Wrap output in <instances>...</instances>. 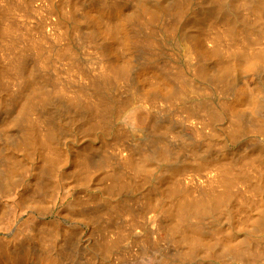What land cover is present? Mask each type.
I'll list each match as a JSON object with an SVG mask.
<instances>
[{
    "label": "rangeland",
    "instance_id": "1",
    "mask_svg": "<svg viewBox=\"0 0 264 264\" xmlns=\"http://www.w3.org/2000/svg\"><path fill=\"white\" fill-rule=\"evenodd\" d=\"M18 1L19 2H16V0H12L11 2L8 0L9 2L8 3L7 0H0V32L4 31L0 34L1 35L0 73L3 74L6 71V69L11 73H13L12 72L13 69L12 70L8 69L10 66L7 64L6 57L7 54L10 53L11 51H9V47H7L6 45H9L11 41L15 40L16 39L15 37L18 38V36H20L18 39V41L20 42L18 43V41H16L19 44V45L17 44L19 49L21 47L24 48L23 46H25V44H22L21 42L22 39L21 35L23 37L29 36L30 33L33 34V37L36 36L37 39L43 41L45 43V46L47 45L52 46L54 43L52 41L50 43L51 39L49 37H51L50 34L56 32L54 33V35L55 34L64 35V37L62 35L63 39H61V41L59 42L61 48L63 47L66 48L70 46L74 47L75 45V48L78 49L80 48L77 42L79 37L81 38L84 35H87L89 33L92 34L94 32L96 34L101 33L103 36L99 34L100 37L98 35L97 37L98 39L100 38L102 39L104 38V35L107 36L112 33L111 28L114 27V23L116 22L113 20L112 22L110 21L111 22L110 24L109 21L104 20L105 17H103L102 14H101L102 16L99 14L100 11L105 12V9L111 6L113 2H115L116 0H18ZM123 1L125 0H122L121 2ZM187 1L188 0H184L183 4L188 3L190 5L188 4L182 5L181 0L180 3L178 2L179 3L178 7L183 6L184 8L182 7L180 9L179 7L178 8L179 13L175 12L176 14L174 13V16L172 15L173 14L172 12L177 11L176 10L177 2L175 0H138V2L141 3L143 2V3L141 4L137 2V4H139L138 7L142 6L141 8H143V10L146 9L145 12L150 10V9L147 10V8H151L150 12L153 9L155 12L154 11L152 12H154V14L157 13L159 15L162 14L166 15V13L168 14L170 9H172L171 8L172 6L176 8V9L174 8V11L173 9L171 10L172 14H170V12L169 14L172 15L171 19L173 18L174 20L173 22L176 25H178L175 27L178 30L177 32L179 34L178 35L179 42L184 40H192V41L199 40L198 43L195 41L198 44L197 46L202 47L201 50L203 51L205 50L204 52L210 54L208 55L210 59H208V61L205 60L208 63L206 62L207 64L205 63L206 64L205 66H203L204 64H202L204 68H202L201 74L202 75L204 74L205 76H202L201 77L202 79H198V77H196L197 79H194L197 80L195 81L194 85L197 84L195 86H197L199 89H202V91L205 92L204 98L207 97V100L205 98V102L203 98V103H205L206 105V103L209 101V103L206 106H208L212 110L215 109V107H219L220 105L219 104L220 102H218L220 100L219 95L216 96V94L215 93L213 94L212 92H214V90L216 89L217 85L219 84V81H222L224 85L230 82L229 84L232 85V87L230 85L231 90L235 88L233 89V91L241 90V89L242 92L245 91L243 95L244 99L242 97L241 100H238L241 101V103L238 101H237L238 103L234 102L235 103L234 106H235L236 114L237 112L239 114L241 113L243 114L244 119H246L245 121L241 116V114L240 116L239 114H237L241 120L240 123L246 122L247 123V124L245 123L246 128L248 126V128L250 129L247 128L246 131H243V133L239 134L240 137L236 136V134L233 136L232 133L235 132L233 130L231 132L233 126H231L232 127L231 128L230 125H232V123L231 124L228 123L229 121L226 122L227 120H229V118L224 119V117L222 116L210 117L209 114L207 116L204 113L203 115L201 114L202 116L200 114H199L200 116L197 114H193L194 116H196V119L199 118L198 123L200 120H202L201 118L204 119V122H202V126L203 123L205 126L207 125V127L205 128H203L204 126L202 127L203 131L207 129L206 131H204L205 132L204 134V132L200 131L199 128L201 127L200 125L201 123L197 126L198 127L197 128L196 127V125L198 124L197 121L194 122L192 121L194 117L193 115L191 116L192 118L190 117L192 120H190L189 117L187 118L188 116L187 114H189L190 112L187 107L184 108L185 106L182 105H178L180 107L174 105L173 107H170V109H167L166 107L164 109H161V107L165 106L163 104L160 107L158 106L161 110L159 108H156L159 109L161 115H159L160 114L159 112L155 113L154 115L157 114L158 116H162L161 118L159 117L160 119H164L165 117L163 116H165L166 113L169 111V113H167L165 118V120L167 121L164 120L165 123H163V120L158 119V116H153V114L151 113L150 115L151 118L149 116L147 120L146 130H148V128L152 129L153 125L155 127L152 130L150 129L151 131L145 130V132L142 133V137L146 135V132L147 133L149 132V134L151 133L150 135L153 134L154 137L152 138L153 140L151 139L152 136L147 138L148 137L147 135L149 134L145 136L147 140L150 139L148 143H146L147 140H144L146 139L145 137L144 139H142L141 137L140 140L137 138H135L137 140H133L134 138L131 139L132 137L130 138L128 137L129 138L128 140H126L127 137L124 138V140L127 141L124 150L130 152L128 154V152L126 153L123 150L125 152V153L123 152V154L127 156L131 155L133 159L131 157L130 159H132V161L134 160L133 161L134 165L132 164L133 165L132 167H135V165L139 167L143 163L142 165L144 166L142 165L141 166L143 168H145L146 166L145 171H147L148 173V175L145 174L147 177L145 175H144L145 177L144 176L139 177L135 175L125 163L123 166V164L118 161L114 149L115 146L117 145V141L119 140L118 131L124 130L123 129L124 126H122L123 115H121L119 108L121 106V103L130 100L131 98L130 95H132L130 92L132 88H135L138 91L139 90L142 91V89H144V86L145 89L146 87L149 89L151 86L153 87L155 86V84L153 83H157L161 86L162 83L156 82L157 80L155 81V79L151 75L144 78V75L141 76V74H138L139 77L141 76L142 78L136 77L138 76L137 75L138 72H135V70L137 71L138 63H136L137 67L135 68L134 61L137 62L136 59L138 58V54L136 52L134 54V52L132 51L133 48L131 47H129V49L131 48V51L120 48L122 47L121 46L122 40L120 39L119 35L116 36L117 39L116 43L117 45L120 42L121 43L120 45L118 46L116 45L114 47L115 48L114 51L116 52V54H118L117 56L118 58L121 56L119 59L121 60L123 66L124 64H126L127 66L126 70L133 67L132 69L129 70L130 72L128 71L130 74L129 78L132 86L127 81V85H124L126 83L125 82L123 84L124 87L122 86L123 88H121L119 93L113 94L115 95L113 96L115 97L114 100L122 99V102H120V104L117 105L119 108L116 106L115 109L116 112L114 111V113L111 114L112 115L111 118H113L112 119L113 124H114V118L115 119L117 118L116 119L117 121L115 120V123L117 124H114V126L112 125L113 129L110 127L108 128L104 126L103 127L99 126L97 130L95 129V131L92 133L87 130L86 127L87 113H85L87 112V110L78 109L76 108V106L74 109L73 100L71 96H65V95L62 96L61 94H58L55 87L56 85L53 86V83L55 84L54 82L55 79L53 77L55 75L54 73L56 71L58 72V69H55L54 67L55 59L51 60V67L53 64L54 65L52 68L51 67L49 68L51 70V73H49V75L50 74H54V75H50V76L46 75L48 78L50 77L49 79H47V77H44L47 81L45 79L43 81L40 80L38 81V79L36 80L38 85L41 82L40 83L41 86L39 85L40 87L44 88L46 92L48 91V93L52 95L50 98L47 97L45 100V102L46 101L49 102L48 103L49 105L47 106L44 105L43 109L41 108L43 111L46 112H43L42 110L39 109V111L35 113L36 117L38 116L40 117V115H42L43 113L44 114L47 113V115L45 114L41 116V118L44 117L43 119L45 120L47 119L48 122L46 128L47 129L49 128L48 130H50L51 128L50 131H48L45 128L47 130L46 133L45 132L41 133L40 130L38 131L33 125L27 123L26 121L27 117H25V114L27 113L25 109L27 105L26 104L27 100L25 98H19V97H17L19 98L17 99L16 96L12 94V89L11 92H9L10 91L9 85H7L8 87L6 86L7 90L6 89L2 90L0 88V247L3 246L2 248L10 249V250L14 249L16 253L18 252L16 255L17 258L22 259L23 261V263L21 262L20 264H29L32 259L33 261H36L37 259V262H35L36 264L37 263L40 264L41 262L45 263L44 261H47L45 259L48 258H49L48 261H50V263L53 260L55 264H134V263L144 264L145 262L141 253L140 240H143L146 243L149 242V244L152 243V240H149L150 236H148L151 229L150 227L146 226L145 222H144L145 225L143 224L144 225L143 226L141 222H143L144 220L142 221V219H140L141 222L138 223L139 225L137 224L135 226L136 227L135 231L140 236L138 238L137 237L134 238L133 234L129 235L127 227H124L123 229L120 228L121 221L122 224L125 223L123 219L130 221L131 220L130 213L133 211L132 215H135L133 213H137L138 210L140 212L142 208L145 209V215L148 218L152 217L153 215H156L160 211H166V213H171L172 217H169V219L166 220L167 222L165 221L166 223L164 222L165 230L169 233V235H171V237L173 236L176 238H180L179 236L180 233L179 235H177V234H172V232L170 231L172 227L177 228L179 222L178 221L179 211L182 210V207H187L189 204L195 206L199 201L202 200L203 202L205 201L204 203H206L205 204L206 206L204 205V210H205V207L207 208L209 206L207 203L209 202H211L212 204L218 203L219 198L217 196L220 195L222 196L223 201L220 204L221 208H219L220 211H218L217 214L210 215V214H206L204 211L203 213H201L202 215H197V216L193 215L192 216L193 218H191L190 221H188V226H189L188 230H190V232H196L198 234H201L203 239V244H200V246L197 247V251L194 252V256L192 258H190L186 262L183 261L184 263L183 262L181 263L183 264H264V252H261L262 250L264 251V243H263L264 239H262L264 238L263 237L264 236V170H263L264 165L262 164L264 163V142H263L264 130L261 129L264 128L263 127L264 126L263 125L264 124V111H263L264 110V72H263L264 71L263 70L264 69V18L260 16L261 14L263 16L264 13L263 11L264 0H255V1L254 0L253 1L223 0L224 2L222 0H217V1L189 0L190 3ZM258 1L261 3V4L259 3L261 6L259 4L257 5H259L262 9L255 4V2L258 3ZM249 2L251 3L250 6H249ZM252 2L254 3L252 4ZM100 3L105 5H102ZM219 3H221V6L220 9H217L220 5ZM13 5H15V7ZM186 6H188L189 9ZM216 6L217 8H215ZM255 6L258 9V12L260 13L261 11L263 12L261 14L255 12L257 11L256 8L255 10H253ZM248 7H250V9ZM98 9L99 11H97ZM185 9L186 11H184ZM129 10L132 9L128 7L124 8L125 12L123 11V17L121 18H128L130 17V15L133 14H134L133 16L135 15L137 16V14L141 13V12L137 13L138 12L137 9H133L135 10L132 11L133 13L131 11L129 12ZM189 10H191V12ZM7 12L9 13L7 14ZM251 12H255V14L257 13L259 15V18L261 19H257L256 17H254L255 14L253 13L254 15L253 16ZM186 14L189 15L188 17L184 18V16H187ZM253 17L256 19H254ZM96 18H98L99 21L96 20ZM234 18L237 19L235 20ZM92 21H94V23H97V21L98 22L101 21L102 24L100 25L102 29L100 27L98 33L97 31H95L96 30L95 25H93L94 23ZM53 22L55 23L53 24ZM176 22L177 23L180 22L179 23L180 26ZM9 24L11 26H9ZM17 24H19V26ZM103 24H105V27ZM116 24L117 23H115V25ZM3 25L4 26L7 25L6 27H3L4 30L2 28ZM129 25L130 27L128 26V28H130V30L132 28H135L132 23H130ZM11 27H14V29L13 28L11 29ZM15 27L17 28V30ZM23 27L26 30L23 29ZM53 27H55V29ZM228 28H231L232 32H234L233 33V35H235L234 37H232L233 36L232 32L230 29L228 30ZM205 29L207 30V32ZM5 30L8 31L6 32ZM11 30H13L14 32L16 31L15 32L16 35H14L13 31ZM227 30L230 32L229 34L228 32H224ZM9 31H11V33L14 36L11 33H9ZM18 31L19 32L21 31L20 33L26 31L27 33L25 32V34L24 33L20 34L17 33ZM29 31L30 33H28ZM37 31L40 32L38 33ZM65 32L67 34H65ZM179 32L182 34H180ZM183 32H185L186 35L183 34ZM5 33L8 35L11 34V36L7 35V37H4L6 36ZM48 33H49L48 35L49 39L47 38L46 35ZM224 33L230 35L227 37L228 40L230 38L232 39L235 38V40L231 41L232 39H230L229 42L226 40L227 43L225 41L224 46L223 43L222 45H220L221 43L217 44V42L219 43L218 41L219 35ZM227 34L224 35L226 36ZM43 35H46L45 38L48 39L47 40L48 42L46 41V39H44ZM77 35H79V37ZM182 35H185L186 38L188 37V39H185V37ZM189 35L191 36V39ZM195 35L197 36L195 37ZM2 37L4 38V40L1 39ZM118 37L120 41L118 40ZM5 38L7 40H5ZM42 38L44 40H42ZM51 38L53 39V37ZM242 41L243 43L245 42L247 45L245 46L244 50H240L241 49L240 47L238 49V45L242 44ZM167 47L168 50H166V53L168 54V56L170 55V57H172L173 56L172 53L175 52L172 51L173 49L169 50L171 46L170 48L169 46ZM231 47L232 49H230ZM47 50H53V49H47ZM124 50L127 51L125 52ZM45 52L48 53L46 50ZM247 52L249 53V55H247L248 54ZM166 53L164 54V56L166 55ZM252 53L255 54V55L253 54V56L259 55L258 58H256V60L258 59L259 61H261L259 64H258L259 61L256 62V65L259 66L258 68L256 65H255L256 67L255 66L249 67L250 62L248 61V58H246V56H252ZM177 54L180 55L179 53H175L174 55L175 57H172L171 59L172 61L174 58H176L173 60V62L169 61L170 59L168 60L167 57H165L163 62L168 63L170 67H172L173 65L172 68V70L174 69L173 72L177 73V71H180L181 73L182 71L183 72L182 74L183 75L185 74L184 76L185 78H187L185 80L187 82L190 81L189 83H193L194 82L193 78H195L193 77L194 74L192 72L191 75L190 73H187L189 72L188 71L189 67L187 66L188 64L186 63V60H184L183 57H177ZM238 54L239 56L240 55L243 56L242 57L240 56V58H238L237 60L236 58L238 57ZM244 56L245 59L243 58ZM125 57L127 59H125ZM128 58H130L131 60H129ZM30 59L28 60L29 61L28 70L31 71L32 69H30L31 67L30 63L32 62V60L30 61ZM132 59L134 63L132 62ZM175 60L176 62H174ZM246 61H248L249 63ZM130 62H132L131 63L132 65L131 64L129 65ZM176 65L180 67L177 68ZM184 65L186 68L184 67ZM174 66L177 69L174 68ZM205 67L207 69H205ZM181 68L182 70H180ZM205 70L207 71V73H205L206 72ZM251 71L254 72L252 73ZM60 73L63 75V78H67V76L64 77L65 74L62 73V71ZM236 73H238V75ZM242 73L245 75H243ZM233 74L234 76H232ZM13 75L14 73L11 74V76L8 75V77L12 79L11 77ZM186 75H188V77ZM241 77H243L245 81L243 80V78L241 79ZM9 78H8V83L13 81V80L9 81L10 80ZM51 78L54 81L51 80ZM50 80L53 82H51ZM75 83L76 85L79 86L78 82ZM204 89L210 92V94H212L216 98V100L213 96H210L209 93H206V90L204 91ZM211 89L213 90L212 92L210 91ZM53 90L57 94H55ZM150 90L151 88L149 89V93L152 91ZM45 91L43 92L47 96V93ZM119 94L122 96V98L119 96ZM245 94L248 96L245 97ZM249 95L252 97L250 98ZM208 98H210V100H208ZM24 99L26 101L25 105L24 103H22ZM245 99L246 101H244ZM45 102L44 104H47V102L46 103ZM255 102L256 104H252ZM69 108L71 110H69ZM173 108L176 109L174 110ZM165 109H167L168 111H166ZM185 109L188 111V113H186L187 111H185ZM156 111H153V113ZM162 112L165 114L163 115ZM168 114L171 115L170 118L172 117L174 118L171 120ZM183 115H185L184 118ZM178 116L181 117L182 119L179 118ZM51 117H53V119ZM48 118L50 119L48 120ZM155 118H157L159 121L156 120ZM222 118L223 120L221 121L220 119ZM241 118L243 119L244 122L242 121ZM179 119L181 121L177 123ZM50 120H52V122ZM25 121L28 126L25 125L26 124ZM150 121L153 123L151 124ZM156 121L159 122L157 124V127H160V125L163 123L160 128L156 127L155 125ZM206 121H208L209 125ZM220 121L221 123H219ZM250 121L252 125L250 124ZM255 122L258 127L255 126L254 127L255 129L251 128L253 126V123ZM182 123L184 125H188L189 123L190 124L192 123L193 124L192 126H194L195 124V127L193 128L197 129L194 130L197 131L198 133L197 134L194 133L195 131L193 130V128L190 127V125L184 127ZM168 124L169 126H171L170 127L171 130L168 129ZM118 125L120 127H118ZM242 125L244 127V124ZM155 128L157 129V131H159L160 129V131L158 132V136L155 134V132L157 133ZM188 128H191V130ZM27 129L31 131L30 133L33 134V139L29 141L26 145H23L22 140L24 138L23 136H26L25 133L27 132L26 131ZM252 129L256 132H254ZM256 129L257 130L259 129L260 131L262 130L263 132L260 131L259 132L263 134H258ZM250 130L254 132L252 133V135H254L253 137L250 133L251 132ZM51 131L53 132L51 133ZM191 131H193L192 133L194 134H192ZM206 132L207 133L209 132L210 135L207 134ZM159 133L163 135L161 136V134ZM201 133L204 134L205 137L206 135L207 137L209 135L210 138L209 137L202 138L203 135H200ZM198 134L201 136V138H198L199 137ZM244 134L247 135V137H244L245 136ZM46 135H48V137ZM241 135H242V139H240ZM42 136H44V138ZM155 136L157 137L160 136V138H158L159 139L158 143ZM233 137H236L235 139H237V141H235ZM45 139H48L49 142L47 143V140ZM206 139L207 140L210 139L211 141L208 142L209 140L207 141ZM255 139L258 140L259 142L256 141ZM142 140L145 143V145L148 144L146 147L144 145L145 150L142 149L143 148ZM170 140L171 142L172 140H176V141L170 143L169 142ZM128 141L129 142L131 141L132 143L130 142L131 143L130 144ZM139 141L141 143H139ZM160 141L161 143L165 142V144H163L162 146ZM133 142L136 144H134ZM166 143H168L167 145L169 144L171 145L167 149L165 148L167 147ZM260 143H262L263 146H260L261 145ZM129 144L131 148L128 147ZM149 144L151 146L153 145L152 146L153 148H150L151 146ZM133 145L135 146L139 145L142 148L140 149V147L137 146L138 148L136 147L137 149L134 150L135 146L133 147ZM155 145L157 147V148L155 147L157 151L154 150V152L156 153L153 152V149H155L154 148ZM158 145L160 147L162 146V149L164 148L163 149L164 151L165 149L167 152L170 150L169 153L166 154L165 152H163V150L161 151V148H159ZM173 145H175V147ZM148 146L150 147L147 148ZM172 147L174 148L172 149ZM49 149H51L52 151ZM146 150H148V152ZM149 150L152 151L150 152ZM258 158L262 161H260ZM257 159L259 162H262L259 164L258 167H256L258 165ZM261 164L262 167H260ZM224 169H226L225 170L226 173L228 172L232 173L234 177H236V179L228 181L225 185L217 182L215 183V181L209 179V181L211 180L212 182L211 185V182L208 181V178L212 177L213 179H215V177H217L216 175L217 174L219 175V172L224 171ZM161 178H163V180ZM183 179L185 180V182L183 181ZM197 179L199 182L202 183L201 185L202 187L199 186V188H201L200 190L198 188L196 190L197 187L196 183H195L196 187L193 186L194 182H196L195 180ZM213 182L215 184H213ZM41 183L43 184L45 183L47 189L42 190L39 187ZM201 183H199L198 185H200ZM208 183H210L211 185L210 188L211 187L213 188L209 189ZM186 184L189 186H186ZM190 185L193 187H191ZM212 189H214L215 191L214 190L213 191L216 193H214ZM201 191L205 194V195L203 194V197L201 196L202 194ZM115 200H117L116 203ZM143 204L147 205L148 207L147 206L145 207ZM109 206H111V208ZM117 207L125 214L127 212H130L129 215H124L123 218H121V220L117 219L118 216H114V218L113 216H110L109 215L110 210L113 208L115 209ZM199 216L200 217L203 216V217H201L200 219ZM116 219L118 220V222H116L117 221ZM165 224L167 226H165ZM21 226L24 228H22ZM143 227L147 229L145 230ZM43 228L49 230V232L46 233L45 238L43 237L45 236V234L42 233L43 231L41 232ZM23 229L24 231H22ZM116 229L118 231L122 230L124 234L123 233L120 234L121 231H119L118 233L120 235H118ZM34 233L36 235H34ZM125 234H127L128 236ZM41 235H43L42 237L44 239H47L49 247L44 246L45 242H43L44 241L43 239L41 240ZM110 236L111 237L113 236L115 238H111ZM117 236L119 238H117ZM122 236L123 237L125 236L124 239L122 238ZM250 236L253 238L255 237L254 244L252 242L253 240L251 242L249 241ZM260 237H262L261 238L262 241L260 240ZM110 238L113 239V241H111ZM107 239H109L111 242ZM121 239L123 240V242H121L122 241ZM256 241L259 244V245L257 244L258 246H256L255 244ZM105 242H107L109 245ZM112 242L113 243L116 242L118 246H116L117 245L116 244L112 247L111 246L113 244ZM129 243L132 244L130 245ZM121 244L122 246H120ZM168 246L169 245H166V248ZM253 246L256 248L253 250L252 252L253 254L252 255L248 253L245 254V252L248 249H251L252 251ZM110 247H112V250L110 249ZM246 247H250V248L245 249ZM259 247L262 248V250H260ZM181 248L182 249H179L181 253H186V251H188L189 249V246L187 244H182ZM45 249H47L48 251L47 250L45 251ZM235 249H238V254H240V256L237 259L232 258L230 256L231 253L230 251ZM255 251L256 253H254ZM129 253L131 254L130 256L127 255ZM40 254L41 257L39 261ZM25 261H27L28 263H26ZM53 262L51 264H54Z\"/></svg>",
    "mask_w": 264,
    "mask_h": 264
},
{
    "label": "bare ground",
    "instance_id": "2",
    "mask_svg": "<svg viewBox=\"0 0 264 264\" xmlns=\"http://www.w3.org/2000/svg\"><path fill=\"white\" fill-rule=\"evenodd\" d=\"M9 1H11L12 2V0H9ZM122 0H116L115 2H113V4L111 5V6H109V7H107L106 9H105V12H103V11H100V15L102 14L103 15V17H105L104 18V20H107V21H109V23L111 24V22L114 20V21H116L115 23H117L116 25H115V23H114V27H112L111 29H112V33L110 34V35H107V36H105L104 35V38H100V39H98V37H97V35L100 37V35L99 34H101V33H98L99 32V30H100V27H101V25L100 24H102L101 23V21L100 22H98L99 20H98V18H96V20H98L97 21V23H94V21H92L94 24L93 25H95V31H97V33L98 34H96V33H92V34H87V35H84L83 37H79V35H77L79 38H78V40H77V42H78V45H79V47L80 48H75V45H74V47H72V46H70V47H63V48H61V46L59 45V42L61 41V39H63L62 38V35H54V33H56V32H54V33H52V34H50L51 35V37H53V39L51 38V37H49L51 40H50V43H51V41L54 43L52 46H48L47 44V46H45V43L43 42V41H41L40 39H37V37L35 38V37H33V34L32 33H30V31L32 30H30L28 33H30V35H32V36H22L21 35V42H22V44H25V46H23L24 48H18V46H17V44L20 42V41H18V39H19V37L20 36H18V38L17 37H13L15 40H13V41H9L10 43H9V45H6L7 47H9V51H11L10 53H8L7 54V64L10 66L9 68H8V65H7V68L8 69H13V73H14V75L11 77L12 79H10L9 77H8V75L9 76H11V74H13V73H11L10 71H8L7 69H6V71L4 72V74L3 73H0V88L2 89V90H4V89H6V86L7 85H9V88H10V91L9 92H11V89H12V94H14L15 96H16V98L17 97H19V98H25L26 100H27V105H26V111H27V116H26V114H25V117H27V123H29V124H31V125H33L38 131L40 130V132L41 133H43V132H45L46 133V131L49 129H47L46 128V126H47V119L45 120V119H43L44 117H42L41 118V116H43V115H47V113H43L42 115H40V117L38 116V113H37V116L38 117H36L35 115V113L36 112H38L39 111V109L40 110H42L43 109V107H44V105L45 106H47V105H49L48 103L49 102H47V104H44V102H45V100H46V98L47 97H51L52 95L50 94V93H48V91L46 92L45 91V89L44 88H42V87H40L41 85H40V83H39V85H38V83H37V79H38V81L40 80V81H43L45 78L44 77H47L46 75H49V73H51V70L49 69L50 67H51V60L52 59H55V65H54V67H55V69H58V72L56 71L54 74H50V75H54L53 77H54V79H55V81L51 78V80H53L54 82H55V84L53 83V86L54 85H56L55 87H56V90H57V92H58V94H61L62 96L63 95H65V96H71V98H72V100H73V105H74V109H75V106H76V108H78V109H85V110H87V112H85L84 110V112L85 113H87V117H86V124H87V130L89 131V132H94L95 131V129L97 130V128L99 127V126H104V127H110V128H112L113 129V126H114V124H117V123H115V120L117 119H115L114 118V124H113V121H112V119L113 118H111L112 117V115L111 114H113L114 113V111H115V109H116V106L117 105H119L120 104V102H122V99L121 100H114L115 99V97H113V96H115V95H113L114 93H119L120 92V90H121V88H123L124 86H123V84L124 85H127V81H128V83H130L131 84V82H130V74H129V70L130 69H132V68H130V69H128V70H126V64H124V66H123V64H122V62H121V60L117 57L118 56V54H116V52L114 51V47L117 45V39H116V36L117 35H119V37H120V39L122 40V43H121V46L122 47H120V48H123V49H127V50H129V51H131V48H133L132 49V51L134 52V54H135V52L138 54V58L136 59L137 60V62L136 61H134L135 62V64H134V67L136 68L137 67V65H136V63H138V68H137V71L135 70V72H138L137 73V75L138 74H141V76H143L144 75V78L145 77H148L149 75H151L154 79H155V81L156 82H161L162 83V86L161 85H159V84H157V83H153V84H155V86L153 87V86H151L150 88H151V92L149 93V89L146 87V89H145V86H144V89H142V91L141 90H136L135 88H132L131 89V94L132 95H130L131 96V98H130V100H128V101H126V102H123V103H121V106H120V108H119V111H120V113H121V115H123V117H122V119H123V125L122 126H124V130H120V131H118V133H119V136H118V138H119V140L117 141V145L115 146V152H116V157H117V159H118V161L119 162H121L122 164H123V166H124V163L130 168V170L135 174V175H137V176H139V177H143L145 174H147L148 175V173H147V171H145V169H146V166H145V168H143L142 166H144V165H140L139 167H137L136 165H135V167H132L134 164H133V161H132V157H131V155L130 156H127V155H124L123 154V152L125 151L124 150V147H126L125 146V144H127V141L126 140H128L130 137H132L131 139H133V140H137V139H141V137H142V133L143 132H145V130H146V128H147V120H148V117L151 115V113L153 114V116H158L157 114L156 115H154L155 113H157V112H159L160 114L159 115H161V112L159 111V107L160 106H162L163 104L165 105V106H163V107H161V109H164L165 107L167 108V109H170V107H173L174 105H182V106H185L184 108H188V110L190 111L189 112V114H187L188 116H187V118L189 117H191L193 114H197V115H203V113L205 114V115H207L208 116V114H209V116L210 117H217V116H222V117H224V119L226 118V119H228L229 118V120H227L226 122H228V123H232V125H230V127L231 126H233V129H231V132H232V130L235 132V133H232L233 134V136L236 134V136H239V134H241V133H243V131H246L247 130V128H248V126H247V128H246V126H245V123L246 122H244L243 121V119H244V117H243V114H241V116L243 117V119H242V121L244 122V123H240V118L238 117V115L237 114H239L238 112H237V114H236V110H235V106H234V102H237L238 100H241L242 99V97H243V95H244V92H242L241 90H234L233 91V89H235V88H233L232 90H231V88H230V85L231 84H225L224 85V83L222 82V81H219V84L217 85V87H216V89L214 90V92H212L213 90L211 89L210 91L214 94H216V96L217 95H219V98H220V100L218 101V102H220L219 104V107H215V109H210L208 106H206L208 103H209V101L206 103V105H205V103H203V98H204V96H205V92H203L202 91V89H199L197 86H195V85H197V84H195L194 85V83H195V81H197V80H194V79H197L196 77H198V79H202L201 77L202 76H205L204 74L202 75L201 74V71H202V68H204L203 66H205L208 62V59H210V57L208 56V55H210V54H207L206 52H204L203 50H201V48L202 47H199V46H197L198 44V41L197 40H194V41H192V40H184V41H180L179 42V40H178V30H177V28L175 27V26H178V25H176L173 21V18L171 19V16L173 15L174 16V13L175 12H177V13H179L178 12V8L180 7V9L183 7V6H179L178 7V4L180 3V0H175L177 3V9L174 7V6H172L171 8L173 9V11H174V8L177 10V11H174V12H172L171 13V10L172 9H170V14H172V15H170L169 14V12H168V14L166 13V15H159V14H154V10L152 9V11H154V12H150V10H151V8H147V7H145V8H147V10L148 9H150L149 11H147V12H145V10H143V8H141V7H138V5L139 4H137V2H138V0L136 1V0H125V1H123V2H121ZM136 1V2H135ZM184 1V0H183ZM183 1L181 0V2H182V5H185L186 3H184L183 4ZM217 1V0H216ZM223 1V0H222ZM253 1V0H252ZM255 1V0H254ZM7 2H8V0H7ZM16 2H19L18 0H16ZM16 2H14V3H16ZM68 2V1H67ZM95 2V1H94ZM179 2V3H178ZM187 2H189L190 3V1L188 0ZM218 2H221V1H218ZM224 2V1H223ZM226 2V1H225ZM9 3V2H8ZM69 3V2H68ZM98 3V2H97ZM105 3V2H104ZM106 3H107V1H106ZM109 3V2H108ZM138 3H141V2H138ZM143 3V2H142ZM141 3V4H142ZM173 3H174V1H173ZM216 3V2H215ZM254 2H252V4H253ZM260 2L258 1V3L257 2H255V4L257 5V4H259ZM100 4H102V3H100ZM188 4V3H187ZM186 4V5H187ZM220 5H219V7L217 8V6L215 7V8H217V9H220V6H221V3H219ZM250 2H249V6H250ZM254 4V5H255ZM261 4V3H260ZM259 4V5H260ZM70 5V4H69ZM85 5V4H84ZM102 5H105V4H102ZM188 5H190V4H188ZM253 5V6H254ZM259 5H257V6H259ZM264 5V4H263ZM263 5H262V7H263ZM12 6V5H11ZM14 7H15V5H13ZM144 6V5H143ZM215 6V5H214ZM248 6V5H247ZM261 6V5H260ZM259 6V7H260ZM14 7H12V8H14ZM80 7V6H79ZM87 7V6H86ZM89 7V6H88ZM103 7V6H102ZM130 8V9H132V10H129V12L131 11H135V10H133V9H137V13H139V12H141V13H139V14H137V16L135 17V16H133V15H130V17H128V18H121V17H123V11H124V8ZM186 7H188V6H186ZM258 7V8H259ZM184 8V7H183ZM249 9H250V7H248ZM255 8H256V6L254 7V9L253 10H255ZM261 8V7H260ZM259 8V9H260ZM86 9V8H85ZM188 9H189V7H188ZM252 9V8H251ZM257 9V8H256ZM262 9V8H261ZM222 10V9H221ZM97 11H99V9L97 10ZM180 11V10H179ZM182 11V10H181ZM184 11H186V9L184 10ZM190 12H191V10H189ZM252 11V10H251ZM261 11V10H260ZM264 11V10H263ZM263 11H261V13L263 12ZM125 12V11H124ZM183 12V11H182ZM255 12H258V9H257V11H255ZM255 12H251L252 13V15H253V13L255 14ZM9 12H7V14H8ZM87 13V12H86ZM85 13V14H86ZM133 13V12H132ZM135 13V12H134ZM186 13V12H185ZM260 12H258V14H261ZM7 14H6V16H7ZM128 14V13H127ZM130 14V13H129ZM176 14V13H175ZM183 14V13H182ZM190 14V13H189ZM189 14H186L187 16H184V18H186V17H188V15ZM257 14V13H256ZM255 14V16L254 17H256L257 19H261V18H259V15L257 14L256 15ZM89 15V14H88ZM101 15V16H102ZM177 15H180V14H177ZM177 15H175V16H177ZM185 15V14H184ZM230 15H231V13H230ZM236 15V14H235ZM250 15V14H249ZM251 15V16H252ZM124 16H126V15H124ZM183 16V15H182ZM181 16V17H182ZM261 17H263L264 18V13H263V16H262V14L260 15ZM11 17V16H10ZM86 17V16H85ZM85 17H83V18H85ZM88 17V16H87ZM234 17V16H233ZM253 17V18H254ZM178 18V17H177ZM256 18H254V19H256ZM103 19V18H102ZM102 19H100V20H102ZM125 19V20H124ZM174 19H176V18H174ZM235 19V18H234ZM237 19V18H236ZM235 19V20H236ZM253 19V20H254ZM74 20V19H73ZM88 20V19H87ZM90 20V19H89ZM95 20V21H96ZM180 20H181V18H180ZM179 20V21H180ZM183 20V19H182ZM187 20V19H186ZM111 21V22H110ZM177 21H178V19H177ZM48 22V21H47ZM106 22V21H105ZM181 22V21H180ZM179 22V23H180ZM186 22V21H185ZM14 23V22H13ZM45 23V22H44ZM55 22H53V24H54ZM88 23V22H87ZM108 23V24H109ZM130 23H132L133 25H134V27L135 28H132L131 30H130V28H128V26L130 27ZM177 23V22H176ZM179 23H177V24H179ZM183 23V22H182ZM8 24V23H7ZM12 24V23H11ZM49 24V23H48ZM52 24V25H53ZM90 24V23H89ZM92 24V23H91ZM5 25V24H4ZM2 26V28L3 27H6V26ZM18 26H19V24H17ZM21 25V24H20ZM25 25V24H24ZM51 25V24H50ZM104 25V27H105V24H103ZM9 26H11L10 24H9ZM15 26V25H14ZM109 26V25H108ZM179 26H180V24H179ZM22 27V26H21ZM52 27V26H51ZM110 27V26H109ZM210 27H212V26H210ZM227 27V26H226ZM10 28V27H9ZM14 29V27H11V29ZM16 28V27H15ZM41 28H43V27H41ZM54 29H55V27H53ZM62 28V27H61ZM19 29V28H18ZM23 29H25L24 27H23ZM101 29H102V27H101ZM110 29V28H109ZM108 29V30H109ZM181 29H182V27H181ZM226 29V28H225ZM231 30V28H228V30ZM2 30V29H1ZM3 30H4V28H3ZM16 30H17V28H16ZM26 30V29H25ZM44 30V29H43ZM51 30V29H50ZM206 30V29H205ZM210 30V29H209ZM212 30V29H211ZM221 30V29H220ZM219 30V31H220ZM224 31V32H228V34L230 33L229 31ZM6 32L8 31V30H5ZM11 31H13V30H11ZM11 31H9V33H11ZM27 31H28V29H27ZM33 31H35V30H33ZM53 31V30H52ZM54 31H56V30H54ZM90 31V30H89ZM102 31H104V30H102ZM222 31H223V28H222ZM2 32H4V31H2ZM2 32H0V34L2 33ZM16 32V31H15ZM15 32L13 31V34L14 35H16L15 34ZM21 32V31H20ZM19 31L17 32V33H20ZM26 32V31H25ZM25 32H23L24 34H25ZM38 32V31H37ZM40 32V31H39ZM38 32V33H39ZM48 32V31H47ZM92 32V31H91ZM101 32V31H100ZM206 32H207V30H206ZM231 32H232V30H231ZM23 33H20V34H23ZM27 33V32H26ZM35 33V32H34ZM45 33V32H44ZM43 33V34H44ZM49 33H51V32H49ZM49 33L48 34H46L47 35V38H48V35H49ZM87 33V32H86ZM106 33V32H105ZM180 33V32H179ZM220 33V32H219ZM222 33V32H221ZM233 33L234 32H232V35H233ZM12 34V33H11ZM11 34H6L5 33V35L6 36H4V37H7V35L8 36H11ZM12 34V35H13ZM19 34V35H20ZM37 34V33H36ZM65 34H67L66 32H65ZM180 34H182V33H180ZM183 34H185V32H183ZM224 34H227V33H224ZM224 34H220L219 35V38H218V41H219V43L217 42V44H220V45H222V43H223V46H224V42L227 40L228 42L230 41V39H232V38H230L229 40H228V36H230V35H224ZM4 35V34H3ZM13 35V36H14ZM28 35V34H27ZM39 35V34H38ZM46 35H43L44 36V39H46L45 38V36ZM186 35V34H185ZM185 35H182V36H184L185 37V39H188V37L186 38V36ZM191 35V34H190ZM189 35V37H190V39H191V36ZM101 36H103L102 34H101ZM182 36H179V37H182ZM188 36V35H187ZM197 35H195V37H196ZM235 35H233L232 37H234ZM238 36V35H237ZM0 37H1V35H0ZM41 37H42V35H41ZM63 37H64V35H63ZM119 37H118V40H119ZM192 37H194V36H192ZM218 37V36H217ZM239 37V36H238ZM9 38V37H8ZM11 38V37H10ZM48 38V39H49ZM1 39H3L4 40V38L2 37ZM43 38H42V40H44ZM48 39H46V41L48 40ZM68 39V38H67ZM198 39V38H197ZM212 39V38H211ZM5 40H7L6 38H5ZM182 40V39H181ZM233 40H235V38H233L231 41H233ZM238 40V39H237ZM16 41H18V43L16 42ZM120 41V40H119ZM197 43H196V42ZM202 41V40H201ZM227 41H226V43H227ZM3 42V41H2ZM7 42V41H6ZM48 42V41H47ZM46 42V43H47ZM70 42V41H69ZM236 42V41H235ZM247 42V41H246ZM71 43V42H70ZM119 43V42H118ZM120 43L118 44V45H120ZM8 44V43H7ZM21 44V43H20ZM21 44V45H22ZM77 44V43H76ZM239 44V43H238ZM19 45V44H18ZM62 45V44H61ZM117 45V46H118ZM216 45V44H215ZM237 45V44H236ZM3 46V45H2ZM64 46V45H63ZM167 46H169V48H170V46H171V48L169 49V50H172V51H174L175 53H179L180 55H178L177 54V57H183V59L184 60H186V63L188 64H185V65H187L189 68H188V71L189 72H187V73H190V75L193 73L194 74V76L193 77H195V78H193V80H194V82L193 81H191V82H193V83H189V82H187L185 79H187V78H185V74L183 75L182 73V71H181V73H180V71H177V73L176 72H173L174 71V69L172 70V68H173V65H172V67H170V65L168 64V63H165V62H163V60L165 59V57H167V59L169 60V61H171V59H172V57H175L174 55H175V53H172L173 54V56L172 57H170V55L168 56V54L166 53V50H168L167 48ZM201 46V45H200ZM217 46V45H216ZM227 46V45H226ZM245 46H247L246 45V43L244 42L243 43V41H242V44H239L238 45V49H239V47L241 48L240 50H244V48H245ZM26 47V48H25ZM129 47H131L130 49H129ZM199 47V48H198ZM215 47V46H214ZM219 47V46H218ZM217 47V48H218ZM204 48V47H203ZM5 49V48H4ZM47 49H53V50H47ZM122 49V50H123ZM230 49H232V47L230 48ZM233 49H234V46H233ZM238 49H237V51H238ZM45 50L48 52V53H46L45 52ZM119 50V49H118ZM126 50V51H127ZM217 50V49H216ZM5 51H7V50H5ZM125 51V50H124ZM125 51V52H126ZM171 51V52H172ZM246 51V50H245ZM244 51V52H245ZM118 52V51H117ZM121 52V51H120ZM129 53H132V52H129ZM128 53V54H129ZM166 53V55L164 56V54ZM248 53V52H247ZM251 53V52H250ZM6 54V53H5ZM123 54H124V52H123ZM253 54L254 53H252V56H246V58H248V61L250 62V64H249V67H253V66H255L256 65V62H258L259 60L257 59L256 60V58H258V56L256 57V56H253ZM131 55V54H130ZM245 55V54H244ZM247 55H249V53L247 54ZM255 55V54H254ZM132 56V55H131ZM136 56V55H135ZM209 57V58H207V57ZM241 56V55H240ZM240 56H239V54H238V57L237 56H235V57H237L236 59L238 60V58H240ZM243 56V55H242ZM241 56V57H242ZM31 59H30V58ZM133 57V56H132ZM234 58V57H233ZM244 59H245V56L243 57ZM242 58V59H243ZM30 59V61L32 60V62L30 63L31 64V67H30V69H32L31 71L30 70H28V66H29V60ZM122 59H123V57H122ZM125 59H127L126 57H125ZM129 60H131L130 58H128ZM135 59V58H134ZM166 59V60H167ZM174 59H176V58H174ZM173 59V60H174ZM254 59H255V61H254ZM167 60V61H168ZM173 60L171 61V62H173ZM205 60H207V61H205ZM236 60V61H237ZM247 60V59H246ZM120 61V62H119ZM168 61V62H169ZM178 61V60H177ZM240 61H241V59H240ZM243 61V60H242ZM248 61H246V62H248ZM126 62V61H125ZM132 62H133V59H132ZM132 62H130L129 63V65L132 63ZM133 62V63H134ZM174 62H176V60L174 61ZM180 62V61H179ZM184 62V61H183ZM182 62V63H183ZM207 62V63H206ZM248 62V63H249ZM252 62V63H251ZM261 61H259L258 62V64L260 63ZM5 63V62H4ZM185 63V62H184ZM183 63V64H184ZM206 63V64H205ZM6 64V63H5ZM4 64V65H5ZM171 64V63H170ZM173 64V63H172ZM178 64V63H177ZM202 64H204L203 66H202ZM53 65H52V67H53ZM129 65H128V67H129ZM132 65V64H131ZM136 65V66H135ZM179 65V64H178ZM178 65H176L177 66V68H179L180 66H178ZM180 65H182V64H180ZM185 65H184V67H185ZM248 65V64H247ZM257 66V65H256ZM255 66V67H256ZM6 67V66H5ZM51 67V68H52ZM65 68V70H64V68ZM131 67V66H130ZM181 67H183V66H181ZM259 66H257V68H258ZM174 68H176L175 66H174ZM176 68V69H177ZM186 68V67H185ZM184 68V69H185ZM205 69H207L206 67H205ZM255 69V68H254ZM254 69H252V70H254ZM54 70V69H53ZM62 71V73H64L65 75H64V77H66L67 76V78H63V75L60 73L61 71ZM180 70H182V68L180 69ZM187 70V69H186ZM191 70V71H190ZM264 70V69H263ZM129 71V72H128ZM133 71V70H132ZM206 71V70H205ZM239 71V70H238ZM54 72V71H53ZM192 72V73H191ZM235 72V71H234ZM233 72V73H234ZM252 72V71H251ZM254 72V71H253ZM252 72V73H253ZM258 72V71H257ZM260 72V71H259ZM264 72V71H263ZM11 73V74H10ZM203 73H204V71H203ZM205 73H207V71L205 72ZM237 75H238V73H236ZM243 74V73H242ZM247 74V73H246ZM262 74V73H261ZM49 75V76H50ZM189 75V74H188ZM188 75H186L187 77H188ZM243 75H245V74H243ZM248 75V74H247ZM249 75H251V74H249ZM256 75V74H255ZM260 75V74H259ZM258 75V76H259ZM134 76V75H133ZM140 76V77H141ZM232 76H234V74L232 75ZM262 76V75H261ZM10 79L9 81H12V82H9L8 83V78ZM52 77V76H51ZM136 77H139V75L138 76H136ZM139 77V78H140ZM151 77V78H152ZM231 77V76H230ZM50 78V77H49ZM48 77H47V79H49ZM129 78V79H128ZM142 78V77H141ZM150 78V77H149ZM152 78V79H153ZM190 78H192V77H190ZM233 78H235V77H233ZM239 78V77H238ZM243 77H241V79H242ZM248 78V77H247ZM132 79V78H131ZM204 79V78H203ZM260 79H262V78H260ZM46 80V79H45ZM50 80V81H51ZM139 80V79H138ZM145 80V79H144ZM147 80V79H146ZM243 80H244V78H243ZM47 81V80H46ZM49 81V82H50ZM53 81H51V82H53ZM133 81V80H132ZM141 81V80H140ZM237 81V80H236ZM242 81V80H241ZM245 81V80H244ZM75 82H78L79 83V86L78 85H76V83ZM134 82H135V80H134ZM48 83V82H47ZM139 83V82H138ZM218 83V82H217ZM247 83V82H246ZM245 83V84H246ZM49 84V83H48ZM142 84V83H141ZM152 84V83H151ZM152 84V85H153ZM145 85V84H144ZM146 85H148V84H146ZM248 85V84H247ZM43 86V85H42ZM123 86V87H122ZM129 86V85H128ZM131 86H132V84H131ZM8 87V86H7ZM135 87H137V86H135ZM231 87H232V85H231ZM240 87V86H239ZM8 88V89H9ZM246 88V87H245ZM44 89V90H43ZM130 89V88H129ZM128 89V90H129ZM237 89V88H236ZM244 89V88H243ZM249 89V88H248ZM7 90V89H6ZM45 91L46 93H47V96L44 94V92L43 91ZM126 90V89H125ZM148 90V91H147ZM206 89H204V91H205ZM52 91V90H51ZM249 91V90H248ZM53 92H54V90H53ZM123 92V91H122ZM121 92V93H122ZM127 92V91H126ZM252 92V91H251ZM55 93V92H54ZM206 93H209V95L210 96H213L212 94H210V92H208L207 90H206ZM247 93V92H246ZM55 94H57V93H55ZM50 95V96H49ZM54 95V94H53ZM251 95V94H250ZM249 95V96H250ZM58 96V95H57ZM117 96H118V94H117ZM119 96L122 98V96L119 94ZM124 96V95H123ZM208 96V95H207ZM248 95H246L245 94V97H247ZM252 96H253V94H252ZM252 96H250V98L252 97ZM214 97V96H213ZM15 98V97H14ZM19 98H17V99H19ZM117 98V97H116ZM129 98V97H128ZM127 98V99H128ZM206 98V100H207V97H205ZM205 98H204V102H205ZM211 98V97H210ZM210 98H208V100H210ZM215 98V97H214ZM256 98V97H255ZM16 99V100H17ZM25 99H24V101H22V103H24V105H25ZM243 99H244V97H243ZM21 100V99H20ZM19 100V101H20ZM47 100H49V99H47ZM212 100V99H211ZM215 100H216V98H215ZM244 101H246V99L244 100ZM253 101V100H252ZM18 102V101H17ZM45 102V103H46ZM238 102H240L241 103V101H238ZM237 102V103H238ZM263 102V101H262ZM118 103V104H117ZM211 103V102H210ZM236 103V104H237ZM70 104V103H69ZM215 104V103H214ZM252 104H256V102L255 103H252ZM72 105V104H71ZM169 105H172V106H169ZM263 105V104H262ZM159 106V107H158ZM181 106V107H182ZM214 106V105H213ZM216 106V105H215ZM237 106V105H236ZM239 106V105H238ZM178 107H180V106H178ZM42 108V109H41ZM156 108H159V109H156ZM216 108H218V109H216ZM257 108H258V106H257ZM68 109V108H67ZM73 109V108H72ZM77 109V110H78ZM160 109V110H161ZM167 109H165L166 111H168ZM174 109V108H173ZM176 109V108H175ZM174 109V110H175ZM180 109V108H179ZM183 109V108H182ZM46 110V109H45ZM69 110H71L70 108H69ZM157 110V111H156ZM181 110V109H180ZM184 110V109H183ZM261 110H263V109H261ZM25 111V112H26ZM43 111V110H42ZM41 111V112H42ZM80 111V110H79ZM82 111V110H81ZM153 111H156V112H154L153 113ZM185 111H187L186 109H185ZM264 111V110H263ZM43 112H46V111H43ZM116 112V111H115ZM176 112V111H175ZM180 112V111H179ZM182 112H184V111H182ZM256 112H257V110H256ZM85 113H83V114H85ZM119 113V112H118ZM163 113V112H162ZM167 113H169V111L167 112ZM167 113H166V115H167ZM177 113H178V111H177ZM181 113V112H180ZM186 113H188V111L186 112ZM260 113V112H259ZM165 113H163V115H164ZM176 114V113H175ZM174 114V115H175ZM240 114H239V116H240ZM256 114V113H255ZM166 115L165 116H163V117H165L166 118ZM169 115V114H168ZM180 115H182V114H180ZM199 115V116H200ZM201 115V116H202ZM48 116H49V113H48ZM47 116V117H48ZM51 116V115H50ZM116 116V115H115ZM120 116V115H119ZM194 116V115H193ZM198 116V117H199ZM162 117V116H158V119H160V118ZM168 117V116H167ZM171 117V115H169V118ZM179 117V116H178ZM185 117V115H183V118ZM194 117H195V120H194ZM193 117V120L190 118V120H192L193 122L194 121H197V123H198V119H196V116H194ZM220 117H218V118H220ZM259 117V116H258ZM52 119H53V117H51ZM150 118H151V116H150ZM154 118V117H153ZM152 118V119H153ZM165 118L164 119H160V120H163V123H165L164 122V120H165ZM174 117H172V118H170L171 120L173 119ZM177 118V117H176ZM179 118H181V117H179ZM261 118H262V116H261ZM26 119V118H25ZM25 119H23V120H25ZM50 118H48V120H49ZM156 120H158L157 118H155ZM168 119V118H167ZM170 119H169V121H170ZM182 119V118H181ZM202 120H200L199 121V123L196 125V127L200 124L201 125V127H199L200 128V131H202V132H204V131H206V130H202V127L203 128H205V127H207V125L205 126L204 125V123H203V126H202V122H204V119L203 118H201ZM154 120V119H153ZM176 120V119H175ZM188 120V119H187ZM217 120V119H216ZM221 121L223 120V118L222 119H220ZM245 121H246V119H244ZM259 120V119H258ZM26 121H25V123H26ZM51 122H52V120H50ZM117 121V120H116ZM152 121V120H151ZM150 121V122H151ZM159 121V120H158ZM165 121H167V120H165ZM179 121H181L180 119L178 120V122L177 123H179ZM184 121V120H183ZM182 121V122H183ZM185 121H186V119H185ZM184 121V122H185ZM221 121L219 122V123H221ZM149 122V123H150ZM162 122V121H161ZM172 122H174V121H172ZM188 122V121H187ZM191 122V121H190ZM207 123H208V121H206ZM206 122H205V124H206ZM254 122V121H253ZM261 122H263V121H261ZM27 123L25 124V125H27ZM50 123V122H49ZM120 123V122H119ZM148 123V124H149ZM153 122H151V124H152ZM159 122H157L156 121V127H157V124H158ZM162 123V124H163ZM171 123V122H170ZM186 123V122H185ZM216 123V122H215ZM260 123V122H259ZM53 124V123H52ZM161 124V125H162ZM175 124V123H174ZM183 124V123H182ZM181 124V125H182ZM227 124V123H226ZM242 124H244V127H243V125ZM247 124V123H246ZM250 124L252 125V123H251V121H250ZM255 124V125H254ZM113 125V126H112ZM160 125V124H159ZM161 125H160V127H161ZM171 125V124H170ZM184 125V124H183ZM188 125H190V127L191 128H193V127H195V124H194V126H192L193 124L191 123H189ZM188 125H184V127L185 126H188ZM208 125H209V123H208ZM264 125V124H263ZM262 125V126H263ZM28 126V125H27ZM50 126H52V125H50ZM49 126V127H50ZM149 126V125H148ZM255 126H257L256 125V122L255 123H253V126L251 127V128H254ZM261 126V125H260ZM29 127H30V125H29ZM116 127V126H115ZM118 127H120L119 125H118ZM117 127V128H118ZM150 127V126H149ZM154 125H153V128L152 129H154ZM160 127H157V128H160ZM170 127L171 126H169V124H168V129H170ZM182 127V126H181ZM212 127V126H211ZM249 127H250V125H249ZM258 127V126H257ZM264 127V126H263ZM47 130H46V129ZM187 128V127H186ZM191 128H188V129H190L191 130ZM198 128V127H197ZM213 128V127H212ZM261 128V127H260ZM259 128V129H260ZM151 129V128H150ZM149 128H148V130H146V131H149L150 130ZM151 129V130H152ZM156 129V128H155ZM195 128H193V130H194ZM248 129H250V128H248ZM255 129V128H254ZM257 130V132H258V134H263V133H260V132H263L262 130H264V128H261L262 130L260 131V130ZM50 130H51V128H50ZM50 130H48V131H50ZM108 130V129H107ZM117 130V129H116ZM150 130V131H151ZM171 130V129H170ZM169 130V131H170ZM185 130V129H184ZM195 130H197V129H195ZM194 130V131H195ZM199 130V129H198ZM210 130H211V128H210ZM213 130V129H212ZM253 130V129H252ZM252 130H250L251 132V135H252V133H254V132H256V131H252ZM27 132L25 133L26 134V136H23L24 138H23V140H22V144L23 145H26L29 141H31L32 139H33V134L32 133H30L31 131H29L28 129L26 130ZM105 131V130H104ZM115 131V130H114ZM156 131H157V129H156ZM159 131H160V129H159ZM159 131H157V133L155 132V134L158 136V132ZM200 131H199V133H200ZM260 131V132H259ZM53 131H51V133H52ZM117 132V131H116ZM153 132H154V130H153ZM168 132V131H167ZM173 132V131H172ZM193 131H191V133H192ZM96 133V132H95ZM117 133V134H118ZM171 133V132H170ZM194 133H198L197 131H195ZM194 133H192V134H194ZM207 133V132H206ZM245 133V132H244ZM249 133V132H248ZM249 133V134H250ZM145 134V133H144ZM143 134V135H144ZM147 134H149V132L147 133L146 132V135ZM151 134V133H150ZM147 135L148 137L147 138H149L150 136H152L151 137V139L152 138H154L153 137V134L152 135ZM159 134H161V133H159ZM166 134V133H165ZM164 134V135H165ZM204 134H205V132H204ZM204 134H200V135H203V137L202 138H204L205 137V135ZM207 134H209V132L207 133ZM40 135H42V134H40ZM145 135V136H146ZM163 134H161V136H162ZM199 135V134H198ZM199 135V137L198 138H201V136ZM210 135V134H209ZM209 135H208V137H209ZM245 135V134H244ZM243 135V136H244ZM250 135V136H251ZM264 135V134H263ZM44 136H45V134H44ZM44 136H42L43 138H44ZM47 137H48V135H46ZM145 136H143L142 137V139H144V137ZM157 136H155L156 137V140H157V143H158V141H159V139L158 138H160V136L159 137H157ZM174 136V135H173ZM254 135H252V137H253ZM41 137V138H42ZM127 137V139L126 140H124V138H126ZM129 137V138H128ZM207 137V135H206V137L205 138H208ZM240 137V136H239ZM238 137V138H239ZM244 137H247V135H245ZM243 137V138H244ZM255 137H257V136H255ZM46 138V137H45ZM49 138H50V136H49ZM135 138H137V139H135ZM146 138V137H145ZM147 138L146 139H144V140H147ZM163 138V137H162ZM161 138V139H162ZM164 138H165V136H164ZM174 138V137H173ZM172 138V139H173ZM210 138V137H209ZM234 139L236 138V137H233ZM249 138V137H248ZM130 139V140H131ZM212 139V138H211ZM240 139H242V135H241V138ZM239 139V140H240ZM250 139H252V138H250ZM258 139V138H257ZM261 139V138H260ZM45 140H47V143L49 142L48 141V139H45ZM50 140V139H49ZM53 140V139H52ZM153 140V139H152ZM168 140V139H167ZM202 140H204V139H202ZM207 140V139H206ZM209 140V141H208ZM207 141L208 142H210L211 140L210 139H208ZM256 140V139H255ZM148 141H150V139L149 140H147L146 141V143H148ZM174 141H176V140H172V142H174ZM235 141H237V139H235ZM248 141V140H247ZM256 141H258V140H256ZM255 141V142H256ZM263 141V140H262ZM261 141V142H262ZM129 142V141H128ZM131 142V141H130ZM129 142V143H130ZM167 142V141H166ZM170 143H172L171 142V140L169 141ZM168 142V143H169ZM206 142V141H205ZM214 142V141H213ZM250 142V141H249ZM248 142V143H249ZM259 142V141H258ZM264 142V141H263ZM262 142V143H263ZM132 143V142H131ZM130 143V144H131ZM134 143V142H133ZM138 143V142H137ZM139 143H141L140 141H139ZM138 143V144H139ZM150 143V142H149ZM154 143V142H153ZM160 143H161V141H160ZM159 143V144H160ZM168 143H166V145L168 144ZM262 143H260L261 145L260 146H263V144ZM130 144H129V146L128 147H130ZM134 144H136V143H134ZM142 144H143V148L141 147V146H139V145H137V146H139L140 147V149L142 148L143 150H145L144 149V145H145V143L143 142V140H142ZM151 144H152V142H151ZM162 144V146H163V144H165V142H163V143H161ZM160 144V145H161ZM208 144H210V143H208ZM211 144H212V142H211ZM232 144H233V142H232ZM259 144V143H258ZM148 144H146L145 145V147L147 146ZM150 145V144H149ZM157 145V144H156ZM156 145L154 146V148L156 147ZM242 145V144H241ZM251 145V144H250ZM135 145H133V147H134ZM137 146H135L134 147V150L135 149H137L138 147ZM151 146V145H150ZM150 146H148L147 148H149ZM153 146V145H152ZM150 147V148H153V147ZM162 146L160 147L159 145H158V147L159 148H161V151L164 149H162ZM165 146V145H164ZM169 146H171L170 144L169 145H167V147H165L166 149L169 147ZM174 147H175V145H173ZM254 146H256V145H254ZM133 147H132V149H133ZM137 147V148H136ZM174 147H172V149L174 148ZM211 147V146H210ZM131 148V147H130ZM146 148V149H147ZM157 148V147H156ZM156 148L155 149H153V152H154V150L155 151H157L156 150ZM171 148V147H170ZM169 148V149H170ZM48 149V148H47ZM113 149V150H114ZM140 149H138V150H140ZM166 149H165V151L163 150V152H165L166 154H168L169 153V151L167 152L166 151ZM49 150H51V149H49ZM124 150V151H123ZM52 151V150H51ZM132 151V150H131ZM142 151V150H141ZM147 152H148V150H146ZM150 151V150H149ZM152 151V150H151ZM150 151V152H151ZM159 151H160V149H159ZM254 151V150H253ZM115 152H114V154H115ZM126 153L128 152V154H129V152L130 151H125ZM124 152V153H125ZM145 152V151H144ZM163 152H161V153H163ZM50 153V152H49ZM154 153H156V152H154ZM158 153V152H157ZM164 153V154H165ZM251 153V152H250ZM131 154V153H130ZM132 154H134V153H132ZM154 156H155V154H154ZM156 156H157V154H156ZM262 156V155H261ZM130 157L132 158V159H130ZM259 159V158H258ZM258 159H257V166L256 167H258L259 166V164L260 163H262V162H259L258 161ZM260 160V159H259ZM117 161V160H116ZM117 161V162H118ZM260 161H262V160H260ZM111 162V161H110ZM255 162V161H254ZM259 162V163H258ZM87 163V162H86ZM133 164V165H132ZM263 165H264V163H262ZM262 164H261V166L260 167H262ZM84 165H85V163H84ZM125 165V166H126ZM83 167H85V166H83ZM255 167V168H256ZM264 167V166H263ZM125 168V167H124ZM84 169H87V168H84ZM83 170V169H82ZM222 170V169H221ZM225 170L226 169H224V171H220L219 172V175L217 174L216 176L217 177H215V179H213L212 177L211 178H208V181H209V179H211L212 181H215V183L217 182V183H220V184H226L228 181H231V180H233V179H236V177H234V175L232 174V173H229L228 171V173H226L225 172ZM228 170V169H227ZM263 170H264V168H263ZM262 171V170H261ZM84 172V171H83ZM146 176V175H145ZM144 176V177H145ZM147 177V176H146ZM162 177V176H161ZM164 177V176H163ZM166 177V176H165ZM241 177V176H240ZM207 178V177H206ZM242 178V177H241ZM162 180H163V178H161ZM184 179H186V178H184ZM183 179V181L185 182V180ZM194 179V178H193ZM188 180H189V178H188ZM187 180V181H188ZM211 180L209 181V182H211ZM196 182H194V184H193V186L194 187H196L195 185L197 184V187H196V190H197V188L200 190L201 188H199V186H201L202 185V183L201 182H199L198 181V179L197 180H195ZM197 181H198V183H197ZM239 181V180H238ZM189 182V181H188ZM191 182H193V181H191ZM190 182V183H191ZM240 182V181H239ZM183 183V182H182ZM182 183H181V186H182ZM190 183H188V184H190ZM196 183V184H195ZM199 183H201L200 185H198ZM214 182H213V184H215ZM192 184V183H191ZM209 185V189H211V188H213V187H211L210 188V186L212 185V182H211V185H210V183H208ZM185 185V184H184ZM186 186H189V185H187L186 184ZM191 186V185H190ZM193 186H191V187H193ZM207 186V185H206ZM39 187L42 189V190H45V189H47V186H46V184L44 183H41L40 185H39ZM202 187V186H201ZM117 188V187H116ZM185 188V187H184ZM208 188V187H207ZM206 188V189H207ZM118 189V188H117ZM120 189V188H119ZM214 189H215V187H214ZM214 189H212V191L214 190ZM64 190V189H63ZM203 190V189H202ZM211 191V190H210ZM211 191V192H212ZM215 191V190H214ZM213 191V192H214ZM200 192V191H199ZM201 196L203 197V192L201 191ZM208 193V192H207ZM214 193H216V192H214ZM205 195V194H204ZM3 196V195H2ZM51 196V195H50ZM56 196V195H55ZM4 197V196H3ZM201 197V198H202ZM219 199H218V203H216V204H212L211 202H209V203H207L209 206L206 208L205 207V210H204V205L206 204V203H204L202 200L201 201H199L195 206L194 205H192V204H189L187 207H182V210L181 211H179V222H178V225H177V228H175V227H172V229H171V231L170 232H172V234H177V235H179V233H180V238H176V237H171V235H169V233L165 230V227H164V222L167 220V219H169V217H172V214L171 213H166V211H160V212H158L156 215H153L152 217H146V215H145V209L144 208H142L141 209V211L139 212V210H138V212L137 213H133V214H135V215H132V212L130 213V212H127L126 214L123 212V211H121L118 207L117 208H113V209H111L110 210V213H109V215L110 216H113V218H114V216H118V218L117 219H119V220H121V218H123V216L124 215H129V213H130V216H131V220L130 221H127V220H125V219H123L124 220V224H122V221H121V226H120V228L121 229H123L124 227H127L128 228V232H129V235H131V234H133V236H134V238L135 237H139L140 235H138L137 233H136V225L139 223V222H141L140 221V219H142V221L143 222H141L142 223V225L144 224V222L146 223V226L147 227H150V229H151V231L149 232V235L148 236H150L149 237V240H152V243H150L149 244V242L148 243H146L145 241H143V240H140V243H141V253H142V257H143V259H144V264H180L181 262H183V261H187V260H189L190 258H192L193 256H194V252L195 251H197V247H199L200 246V244H203V239H202V236H201V234H198V233H196V232H190V230H188L189 229V226H188V221H190V219L191 218H193L192 216L193 215H202L201 213H203L204 211H205V213L206 214H210V215H214V214H217V212L218 211H220V209L219 208H221V206H220V204H221V202L223 201V198H222V196L220 195V196H217ZM116 198V197H115ZM205 198V197H204ZM206 198H207V195H206ZM2 199V198H1ZM72 200H74V199H72ZM147 200V199H146ZM16 201V200H15ZM54 201V200H53ZM116 201L117 200H115V203H116ZM120 201V200H119ZM73 202V201H72ZM75 203V202H74ZM113 203V202H112ZM111 203V204H112ZM146 203V202H145ZM73 204V203H72ZM147 204V203H146ZM55 205V204H54ZM144 205V204H143ZM67 206V205H66ZM69 206V205H68ZM141 206H142V203H141ZM145 207L147 206V205H144ZM206 206V205H205ZM93 207V206H92ZM110 208H111V206H109ZM108 207V208H109ZM116 207V206H115ZM140 207V206H139ZM148 207V206H147ZM66 209V208H65ZM67 210V209H66ZM134 211H136V210H134ZM70 212V211H69ZM109 212V211H108ZM107 212V213H108ZM106 213V214H107ZM147 213V212H146ZM108 215V214H107ZM10 217V216H9ZM195 217V216H194ZM201 217H203V216H201ZM201 217L199 216V218L201 219ZM112 218V217H111ZM166 218V219H165ZM197 218V217H196ZM10 219V218H9ZM116 219V220H117ZM165 219V220H164ZM171 219V218H170ZM197 220V219H196ZM3 221V220H2ZM114 221V220H113ZM4 222V221H3ZM108 222H109V220H108ZM116 222H118V220L116 221ZM167 222V221H166ZM165 222V223H166ZM192 222V221H191ZM25 223V222H24ZM195 224V223H194ZM46 225V224H45ZM118 225H120V224H118ZM139 225V224H138ZM145 225V224H144ZM143 225V226H144ZM41 226V225H40ZM141 226V225H140ZM165 226H167L166 224H165ZM192 226V225H191ZM22 227V226H21ZM139 227V226H138ZM17 228V227H16ZM19 228V227H18ZM22 228H24V227H22ZM140 228V227H139ZM142 228V227H141ZM144 228V227H143ZM118 229H119V227H118ZM145 229V228H144ZM144 229H143V231H144ZM147 229V228H146ZM145 229V230H146ZM193 230V229H192ZM22 231H24V229L22 230ZM26 231V230H25ZM32 231V230H31ZM36 231V230H35ZM37 231H38V229H37ZM43 231V232H42ZM116 231H117V233L119 232V231H121L120 232V234L121 233H123V231L122 230H117L116 229ZM41 232L43 233V234H45V236H43V235H41V240L43 239L44 241L43 242H45V244H44V246L45 247H47L48 246V242H47V239H44L45 237H46V233H48L49 232V230H47L46 228L44 229H42L41 230ZM124 232H126V231H124ZM146 232V231H145ZM175 232V233H174ZM17 233V232H16ZM114 233H115V231H114ZM261 233H263V232H261ZM23 234V233H22ZM28 234V233H27ZM27 234H25V235H27ZM29 234H30V232H29ZM31 234H33V233H31ZM119 233H118V235H120ZM124 234V233H123ZM258 234H260V233H258ZM257 234V235H258ZM34 235H36L35 233H34ZM56 235V234H55ZM125 235H127V234H125ZM255 235V234H254ZM253 235V236H254ZM262 235V234H261ZM30 236H33V235H30ZM44 238H43V237ZM106 236H107V234H106ZM128 236V235H127ZM256 236V235H255ZM111 237V236H110ZM121 237V236H120ZM125 237V236H124ZM124 237L122 236V238L124 239ZM144 237H146V236H144ZM143 237V238H144ZM251 237V236H250ZM249 237V241L251 242L252 240V242H253V244H254V238L253 237H251L250 238ZM264 237V236H263ZM22 238V237H21ZM35 238V237H34ZM37 238V237H36ZM48 238V237H47ZM106 238V237H105ZM111 238H115V237H111ZM110 238V240L111 241H113V239H111ZM117 238H119L118 236H117ZM247 238V237H246ZM258 238V237H257ZM262 237H260V240L262 241V239H264V238H262ZM30 239V238H29ZM128 239H129V237H128ZM146 239V238H145ZM148 239V238H147ZM248 239V238H247ZM251 239V240H250ZM20 240V239H19ZM24 240V239H23ZM107 240H109V239H107ZM107 240H105V241H107ZM109 240V241H110ZM120 240V239H119ZM122 240V239H121ZM131 240V239H130ZM139 240V239H138ZM110 241V242H111ZM115 241V240H114ZM129 241V240H128ZM248 241V240H247ZM258 241V240H257ZM256 241V246H258L259 244H258V242ZM101 242H104V241H101ZM118 242V241H117ZM121 242H123V240L121 241ZM249 242V243H250ZM260 242V241H259ZM105 243H107V242H105ZM105 243H104V245H105ZM113 243V242H112ZM143 243V244H142ZM264 243V242H263ZM108 244V243H107ZM117 243L116 242H114L111 246L113 247L114 245H116ZM130 245L132 244V243H129ZM182 244H187L188 246H189V249H188V251H186V253H181V251L179 250V249H182L181 248V245ZM245 244V243H244ZM258 244V245H257ZM261 244V243H260ZM50 245V244H49ZM109 245V244H108ZM107 245V246H108ZM127 245H128V243H127ZM166 245H169L168 247L169 248H171V249H169L168 247L166 248ZM246 245V244H245ZM262 245V244H261ZM260 245V246H261ZM106 246V247H107ZM116 246H118V244L116 245ZM115 246V247H116ZM120 246H122V244L120 245ZM139 246V245H138ZM255 246V245H254ZM252 247V251H251V249H248L246 252H245V254H250V255H252L253 253V250L254 249H256L255 247ZM3 246H1L0 247V264H20L21 262L23 263V261H22V259H19V258H17V253H16V251L14 250V249H12V250H10V249H5V248H2ZM44 247V248H45ZM49 247V246H48ZM105 247V246H104ZM109 247V246H108ZM107 247V248H108ZM112 247H110V249L112 250ZM128 247V246H127ZM183 247V246H182ZM187 247V246H186ZM43 248V249H44ZM51 248V247H50ZM247 248H250V247H246L245 249H247ZM260 248V247H259ZM49 249V248H48ZM109 249V248H108ZM173 249V250H172ZM184 249H185V247H184ZM183 249V250H184ZM47 249H45V251H46ZM67 250V249H66ZM131 250V249H130ZM177 250V251H176ZM260 250H262V248H260ZM48 251V250H47ZM115 251V250H114ZM117 251V250H116ZM44 252V251H43ZM231 253H230V256L232 257V258H238L239 256H240V254H238V249H235V250H231L230 251ZM261 252H264L263 250L261 251ZM131 253H132V251H131ZM254 253H256V251L254 252ZM258 253V252H257ZM37 254H39V253H37ZM45 254V253H44ZM43 254V255H44ZM121 254V253H120ZM42 255V256H43ZM49 255V254H48ZM47 255V256H48ZM122 255V254H121ZM127 255H131L130 253L129 254H127ZM244 255V254H243ZM255 256V255H254ZM260 256V255H259ZM40 257H41V254H40V256H39V261H40ZM230 257V258H231ZM33 258V257H32ZM37 258V257H36ZM49 259V258H48ZM48 259H45V260H47V261H44L45 263H43V262H41L42 264H51L52 262H53V260H52V262L50 263V261H48ZM67 259V258H66ZM29 260V259H28ZM192 260V259H191ZM247 260V259H246ZM41 261H42V259H41ZM57 261V260H56ZM26 263H28L27 261H25ZM35 262H37V259H36V261H33V259L31 260V262L29 263V264H36ZM40 263V264H41ZM54 264H55V262H53ZM184 263V262H183ZM183 263H181V264H183ZM37 264H39V263H37ZM134 264H136V263H134ZM138 264V263H137Z\"/></svg>",
    "mask_w": 264,
    "mask_h": 264
}]
</instances>
